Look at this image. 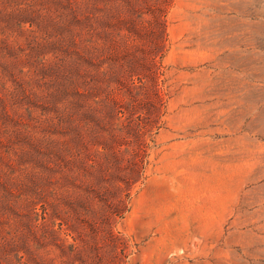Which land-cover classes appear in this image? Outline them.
I'll return each mask as SVG.
<instances>
[{"label":"rangeland","instance_id":"374dc122","mask_svg":"<svg viewBox=\"0 0 264 264\" xmlns=\"http://www.w3.org/2000/svg\"><path fill=\"white\" fill-rule=\"evenodd\" d=\"M0 264H264V0H0Z\"/></svg>","mask_w":264,"mask_h":264}]
</instances>
